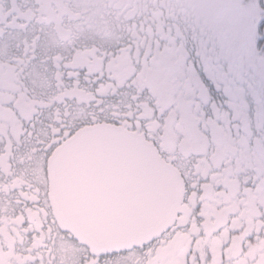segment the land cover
<instances>
[{
    "label": "snow or ice",
    "instance_id": "6c2138e0",
    "mask_svg": "<svg viewBox=\"0 0 264 264\" xmlns=\"http://www.w3.org/2000/svg\"><path fill=\"white\" fill-rule=\"evenodd\" d=\"M253 6L228 13L243 24L249 63L264 67V0L254 43ZM210 14L197 0H0V264H153L181 235L178 264H264V203L251 222L234 211L210 228L216 216L200 199L207 187L229 193L235 168V200L264 194V111L253 124L235 103L218 107L204 70L185 60L189 26ZM214 125L238 148L219 166ZM191 126L206 152L188 151ZM78 155L89 161L96 243L61 227L54 208L60 167ZM176 172L183 204L198 194L187 217L169 214ZM217 199V210L231 202ZM137 233L148 238L119 245ZM63 240L76 257L61 253Z\"/></svg>",
    "mask_w": 264,
    "mask_h": 264
},
{
    "label": "flooded vegetation",
    "instance_id": "af4514ba",
    "mask_svg": "<svg viewBox=\"0 0 264 264\" xmlns=\"http://www.w3.org/2000/svg\"><path fill=\"white\" fill-rule=\"evenodd\" d=\"M238 4L239 0H233ZM250 10V9H249ZM248 10V11H249ZM250 21V36L255 40L260 38L259 17L250 10L248 14ZM239 35L232 30L228 23H216L209 16L203 17L198 24L189 26L188 39L185 41V60L189 66L192 61L204 70L205 76L212 84L208 89V94L212 102L223 110L231 111L232 103L242 107L250 121L255 124L260 113L264 111V67L259 63L255 66L249 63V48L244 37L243 24L238 28ZM258 56H264V49H256ZM216 70L220 77L208 75L209 70ZM122 71H127L122 66ZM219 84V87H217ZM225 88L231 89L233 95H229ZM192 127L191 136L192 143L189 145V152H206L208 150V137L203 136L194 126ZM243 135V134H241ZM236 139L229 131L221 126H213L212 140L216 146V152L213 154L218 161L223 160L224 156L230 151H237V145L233 143ZM244 157H242L243 159ZM243 168H235L231 171L234 173L232 178H226L229 187V193H215L211 187H207L203 197L207 199L206 208L211 214L216 216V221L209 225L210 228L226 222L227 215L234 211H239L240 216L246 218L249 222L259 213L257 201L264 203V194L254 195L250 199L237 201L234 199L240 191L239 173ZM178 174V172H177ZM219 176L220 174H214ZM181 181V180H180ZM224 182V181H221ZM182 197L180 202V211L185 212V216L190 213L192 207L198 202V194L193 193L189 197V204H183L185 188L183 181ZM219 195H223L225 200L231 201L225 208L217 210L216 205L220 203L217 199ZM241 203L245 206L240 207ZM239 223V218L234 222ZM186 236L181 235L177 240L170 242L167 246L159 250V254L153 258V264H178V257L182 254V247ZM61 253L76 257L79 249L68 240L61 243ZM73 264H76L73 259Z\"/></svg>",
    "mask_w": 264,
    "mask_h": 264
},
{
    "label": "water",
    "instance_id": "95a60500",
    "mask_svg": "<svg viewBox=\"0 0 264 264\" xmlns=\"http://www.w3.org/2000/svg\"><path fill=\"white\" fill-rule=\"evenodd\" d=\"M89 161L84 156H74L60 167V174L53 186L54 208L61 227L82 241L96 243L94 229L89 213L94 204L91 195V185L88 177ZM182 184L176 172L170 188L169 214L174 216L180 210ZM148 238L143 233L125 234L118 238L120 246H127L131 242H139Z\"/></svg>",
    "mask_w": 264,
    "mask_h": 264
},
{
    "label": "rangeland",
    "instance_id": "374dc122",
    "mask_svg": "<svg viewBox=\"0 0 264 264\" xmlns=\"http://www.w3.org/2000/svg\"><path fill=\"white\" fill-rule=\"evenodd\" d=\"M198 3L208 6L211 14L208 15L211 19H213L216 23H228L232 27V30L236 32L237 36L239 35L237 28L242 24L241 21L232 18L228 9L231 5H234L233 0H197ZM239 4H247V5H256L249 8L254 14L255 17H261V9L259 8L260 0H239ZM248 9V10H249ZM247 10V14L250 13V10Z\"/></svg>",
    "mask_w": 264,
    "mask_h": 264
}]
</instances>
